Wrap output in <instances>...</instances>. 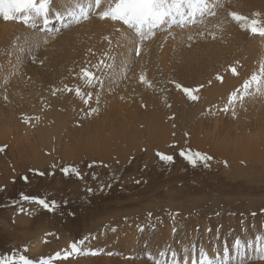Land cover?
I'll return each instance as SVG.
<instances>
[{
  "label": "rangeland",
  "instance_id": "rangeland-1",
  "mask_svg": "<svg viewBox=\"0 0 264 264\" xmlns=\"http://www.w3.org/2000/svg\"><path fill=\"white\" fill-rule=\"evenodd\" d=\"M256 3L261 4L260 2ZM257 6L256 8H258ZM221 13H218L210 25L205 23L182 30V32L180 30L173 31L175 38L168 37L165 40L164 37L167 33L159 31L155 42L152 39L144 42L141 53L147 54V50L152 53L155 49L160 52L167 41L175 39L181 40L187 51L202 46L203 43H211L214 39L208 33L212 32L213 28H218L216 27L218 24L224 28L223 20H219L224 17ZM259 18L264 19V16ZM226 20L228 21L230 18L227 17ZM57 22L61 23L53 21L51 26L46 29H55V32L50 30L52 33L46 31L42 25L32 28L38 34H48L54 36L53 38L47 36L39 38L37 35L20 37L21 34L16 37L12 43L15 44L14 48L17 52L7 64L9 69L0 70V146L7 145L5 151L0 153V257L22 253L25 246L28 251L24 254L29 255L30 258L50 256L67 248L71 242L89 234L100 240L103 237H99V234L102 236L108 232V236L104 237L102 241L105 244L93 248L100 250L98 255H80L69 261L56 260L54 264H79L82 259L89 260L90 257L112 256L111 264H117V259L113 261L114 257L132 260L131 262L126 260V264H154L148 253L157 259H163L158 254L161 250L167 249L177 252L181 264H183V249L193 243L197 246L203 245L212 254V249H222L226 243L230 245L237 236L248 238L254 233L264 231V166L253 164L251 161L227 162V166H225V159L220 160L212 153L194 146L192 141H189L190 139L194 140L190 134L189 121L196 122L195 109L197 111L202 107H197L198 101H190L182 91L177 90L171 83V81H177L186 87H196L198 84L205 83L207 87L201 89L198 95H200V99H203L204 96L209 98L207 88L214 80L219 85L224 83L226 76H230L231 78L227 79L234 82L238 81L247 67L242 63L239 64L237 66L238 76L232 75L230 70L221 71L219 74L224 77L223 82L216 80V75L213 79L208 77L196 79L190 73L181 74L184 80H180L172 68L167 70L170 74L160 73L157 70V74L160 73V75L159 77L155 76L156 79L152 80L154 86L149 87L147 84L141 86V93L138 95L139 89L132 86L133 81L130 89L128 88L130 93L126 88L127 76L130 73L124 78L117 74V71L124 72L125 58L130 62L131 68H134V56L136 55L134 44H132L129 46V54H116L114 74L111 78L105 79L102 89L84 88L83 90L99 91L100 99L104 98L108 102L110 101L106 107H111V136H118V123L115 120L121 116L120 112L113 113L114 106L111 104H114L112 101L121 99L119 102L121 101L122 105H125L123 102L131 103V100L139 101L127 105L128 109L138 106L139 109L146 107L149 112L158 110L163 122L171 127L172 133H169L171 137L163 139L164 142L162 141L161 144L164 143V147L159 144V148L147 146L148 149L147 142L145 143L146 139H144L146 135H143L138 144L139 148H128L125 153L116 154L114 146H108V150L91 154L86 150L80 151V148L78 151H74L72 145H68V149L64 152L63 145L67 143L66 141H73L77 135H81V127H83L81 123L88 125L86 121L88 119L85 115H78L81 116L79 120L83 121L77 125L80 130L69 138H63L62 134H59L60 129L55 124L53 112L66 115L67 122L65 121L66 126L62 131L65 132L75 123L68 119L69 112V116H71L75 109L101 108L105 105L100 103V99L97 105L95 98L93 99L94 103L92 101L90 105H85L74 93L67 92V97L64 93L57 97L52 95L47 98L46 96L44 101L40 97L44 96L45 89L48 90L54 86L62 85L63 87L67 84L70 87H75L79 84L83 87V82L76 77V73L87 62L97 63L103 55H98L94 49L85 59L75 60L80 55L82 48L89 45L90 40L92 43L96 42V36L94 38L92 34V36L88 34V26L82 24L83 22L87 23L84 20L78 24L62 27L57 25ZM200 30H206L205 39H201L202 41H199L200 37L197 36ZM179 32L182 34L176 37ZM215 32L216 38L222 37L220 31ZM189 35L193 36L192 41L187 39ZM101 38L100 40H103ZM24 41H30L33 47L31 50L21 53L17 50L16 45L18 42L23 43ZM37 42H39L38 47L35 46ZM214 45L212 44V46ZM172 53L169 52L170 55ZM244 53L247 54L246 52L236 53L226 58L237 57L243 60ZM41 60L44 61L43 64L40 63ZM67 60L71 64L68 69H64V75L59 73L56 77L50 78L47 77L46 71H41L46 65L50 66L51 71H54L63 64V61ZM12 63L14 64L11 65ZM118 68L120 69L118 70ZM210 76L212 78L213 74ZM118 78L120 79L118 80ZM209 80L212 81L211 84H208ZM121 81L124 86H117ZM44 87L46 88L44 89ZM126 91L127 95L123 97ZM5 96L8 97L7 100L4 99ZM128 97L129 99H127ZM220 98L222 97L204 109L205 111L201 115L203 123L208 126L213 123V119H222L220 121L221 128H223V120L227 122L229 118L233 130H239L240 122H245V120L240 121L232 114L229 117L227 116L229 112L225 115L221 109L226 102L224 103ZM154 105L157 107L155 110ZM219 105L221 107L218 108ZM63 108L64 110H62ZM69 108L70 110L67 112ZM102 113L106 115L107 111L104 110ZM222 113L223 116H220ZM26 116L31 117L29 122H25ZM36 117H39V120ZM137 128L144 130L142 122L137 125ZM82 133H85V130ZM7 137H12L14 140L18 138L22 143L26 141L27 144L24 146L26 148L35 143L37 151L34 153L23 149V156L20 157L18 150H15L17 148L15 144L5 143L4 140ZM125 145L121 144V147L124 148ZM181 149L200 151L212 156L213 159L208 162L210 166L204 167L202 163L198 162L193 167L180 156ZM157 151L173 155L174 162L160 161L156 155ZM107 155H110L109 159ZM93 161L96 163L91 168L88 167ZM54 164L55 168L52 167ZM69 164L79 168L82 178L78 179L75 175L64 176L59 171L60 166ZM29 169L44 171L46 175L40 177L30 172ZM49 172L55 174L48 175ZM25 175L29 178L27 182L22 179ZM137 180H140L141 183L137 184L135 182ZM109 184L110 188L107 187ZM101 185L105 186L103 191H101ZM89 188L93 189V192L89 193L87 191ZM21 193L38 195L49 201L55 200L57 207L54 211L45 210L33 202L21 200ZM21 207L24 212L19 211ZM177 211L179 216L173 221L170 213ZM149 212L152 213L151 217L148 216ZM217 213L219 215H216ZM174 226L177 231H170L169 235L172 239L163 237L161 242L162 233L169 227L173 229ZM197 226H199V231L196 230ZM140 227H143L144 231H140ZM209 227L212 229L211 232L206 231ZM218 227L219 231L217 232ZM131 228L137 230L135 233H141L143 236L147 234L146 237L151 240H154L155 237L159 245L158 243L153 244L152 251H146L141 247L140 250L125 256L122 251L112 245L117 243V239L112 237L117 235V232L124 231L119 235L122 238H127L128 235L125 232ZM192 235L195 238H192ZM91 241L93 239H89L85 247L92 248ZM107 242L111 244V251L105 249L108 248L105 246ZM246 264H264V261L253 258L246 261Z\"/></svg>",
  "mask_w": 264,
  "mask_h": 264
},
{
  "label": "bare ground",
  "instance_id": "bare-ground-1",
  "mask_svg": "<svg viewBox=\"0 0 264 264\" xmlns=\"http://www.w3.org/2000/svg\"><path fill=\"white\" fill-rule=\"evenodd\" d=\"M263 1L264 0H261V1L230 0V3H229L228 0H223L224 8L220 9L218 13L222 12L221 14L224 15L223 19H219V20H223L224 28H222V30L221 28L212 29L213 31H220L222 35L221 38H216L213 41H211V43L210 42L203 43L202 46H198L191 51L189 50L187 51V49L184 48L185 45L182 44L181 40L179 41L175 39L173 41H167L162 51L160 52H157V50L155 49L154 52L150 53L147 50V54L141 53L140 56H134L135 57L134 68H131L130 62L125 58L126 62H125V66H123L124 72L117 71L118 76L120 75L123 78L124 76L128 75V73H130V75L127 76L128 83L126 85V88L127 90L128 88L130 89V85L133 81L132 86L134 88H137V90L139 89L138 95H140L141 93L140 87L144 85L146 86V84L141 83L139 80V76L141 72H144L147 79L150 81H152L153 79H156L155 76L159 77L160 73L170 74V72L167 71L170 68H172L175 71L176 77L180 80H184L181 74L186 75V73L188 74L190 73L196 79L205 78V77H208L209 79H213V77L217 73H220L221 71H224V70H228L229 65H232L236 61H239V64L242 63V65H245L247 67V70L244 72V74L241 77L238 78V81L234 82L231 79H227V78H231L230 76H226L225 77L226 80L224 81V83H221L219 85V84H216L214 80L213 83L207 88L209 98L205 97L204 96L205 93H204L203 99H199L198 102L196 103L197 107H202L200 108V110L197 109V111L195 109V115H197L196 122L193 123L194 120L193 122L189 121V126L191 127L189 129L190 134H192V137L194 139V140L190 139L189 141L190 142L192 141L194 146L202 150H205L209 153H212L217 158H220V160L225 159L228 163H239L242 161H251L253 164H259V165L264 166V91L260 93H255L251 97H245L243 106H241L239 103L236 105L235 107L236 115L235 116L238 117L240 121L245 120V122H240L239 130L237 129L233 130L232 122H229L230 121L229 118H228L229 121L226 120L227 122H224L223 120V128H221L222 123L220 121L222 119H213V123L209 124L211 126L209 125L205 126L207 124L203 123L201 119L203 116L201 115H203L205 111L204 109L207 107V105H209L210 103H213L219 97H222L220 98V100L222 99L224 103L227 102L228 95L233 90L239 88L242 85L243 81L247 79L254 71H258L261 63H264V38H261L259 35L253 36L249 34L248 32L241 30L239 26L235 24V22H228L230 20L228 21L226 20L227 19L226 10H234L240 13L242 11L241 14L247 15L249 17H252L253 13L258 12L261 14L260 16L263 17L264 16V4H262ZM55 2L57 5H60L64 3V0H55ZM256 2H260L261 4L258 5V3ZM256 6L258 8H256ZM213 20H214L213 18H208L206 23H209L208 25H210V23H213ZM84 21H86L87 23L83 22L82 24H85L88 26L87 28L88 34H90V36L93 35L94 38L96 36L97 39L95 38L96 40L95 43H92L90 40L89 45L82 48L80 55L79 56L76 55L77 57L75 58V60H80L82 58L85 59V57L88 56V54L90 53L89 49H91V51L95 49L98 55L99 54L103 55V53L108 52L109 55L112 57H116V54L118 53L129 54L128 53L130 50L129 46L132 45L133 43L131 41L126 40L123 36H121L120 32L116 31V28L120 27V25L114 26L111 22L101 21L95 15L91 16V18H89L88 20H84ZM57 25H60V27H62V26L67 25V22L66 21L61 22L60 24H58L57 22ZM71 25H74V23H72ZM49 26H51V24ZM194 26L195 25H188L187 27L183 29L179 27H174L172 31L180 30V32H182V30H187L189 28H193ZM50 30L52 32L56 31L55 29H48L46 31L50 32ZM158 32L159 30H157V34L154 38H152V41L154 42L156 41ZM180 32L176 35V37L182 34ZM20 34L22 36H20ZM42 34H38L37 31L32 30V28L25 27L24 25L20 23L4 22L2 19H0V70L3 71V70L9 69L7 64L10 62V59L14 57L13 56L14 53L17 52L15 51V48H14L15 44L12 43L16 37H19V36L20 37H23V36L32 37L36 35L39 38L41 37L46 38V36L48 38L54 37L48 34H44V35ZM86 36L89 37L87 34ZM100 37H102L103 40H100ZM109 38L111 39V45H109L108 43ZM201 39L204 40L205 38H200L199 41H202ZM212 44L213 45L215 44V45L212 46ZM169 52H173V53L170 55ZM242 52L247 53V54L244 53L242 57L243 60H240L237 57L226 58L228 56H232L236 53H242ZM161 54H164V55L161 56ZM13 64L14 63H12L11 65ZM70 64L71 62L69 60L63 61V64L60 67H57L58 69H55L54 71H51L50 66L46 65L43 67V70L41 71H46L47 77L52 78V77H56L59 73L64 75V69L65 70L68 69ZM119 66H121V64H119ZM119 69L120 68H118V70ZM157 70L160 71L159 74H157ZM210 74H213L212 78ZM119 79L120 78H118V80ZM49 81L52 82L53 80H49ZM122 84H123V81H121V83L119 82L117 86H124V84L123 85ZM54 87H50L48 90L45 89L46 87H44L45 94L43 97H40L41 99H43L42 101L45 100L46 96L47 98L52 97V89ZM59 87H62V85L57 86L56 88H59ZM206 87L207 86L204 83V87L202 89ZM128 93H130L129 90H128ZM60 94L61 93H57L55 97H57ZM64 94H65V97L68 96L66 92H64ZM126 95H127V91L126 93H124L123 97H125ZM127 99H129V97ZM136 99L138 98L136 97ZM119 100L121 99H116L115 101H112L114 102V104H111V106H114L113 113L120 112L121 114V116H119L115 120L118 123L117 126H118V131H119V134L117 137L111 136V107H106L110 101L108 102L104 98L100 99V103L104 104L105 105L104 107H101V108L91 107V108H97V111L99 110L98 113L96 111L92 113L91 115H85V113L89 110V108L83 109V110L75 109L74 112L72 111L73 113L71 112L72 113L71 116H69L70 115V112H69L68 113L69 115L67 114L68 119L71 121L73 120L75 123H73V126H71V128L65 132H62V131H64L63 130L64 126H66L65 121L67 122L66 115L64 114L59 115L56 112L55 113L53 112L55 124H57L58 128L60 129L59 134H62L63 138H69L73 134H77V132L80 130L79 128H77V125L83 121L79 120L81 119V116H78V115H85L86 119H88L86 120L88 125H84L83 123H81L83 125V127H81L82 129L81 135L80 136L77 135L76 139H74L73 141H70V142L66 141L67 143L63 145L64 152L68 149L67 147L68 145H72V149H74V151H78V149L80 148V151L86 150L88 153H91V154L102 152L105 149L108 150V146H112V147L114 146V150L116 154L125 153V151L128 148L130 149L139 148L138 144L143 135H146V138H144L146 139L145 143L147 142L146 147L156 146L158 148H159V144H161L163 139L165 140V138H168V136L171 137V135H169V133H172V131H170L171 127L167 126V124L163 122L162 116L160 115L159 112H157L158 110L154 112L153 111L149 112L147 111L146 107L139 109L138 106L128 109L127 105L135 104V103H138L139 101L136 102V100H131V103H130L127 100L128 102H123L125 105H122V102L121 101L119 102ZM155 105L153 106L154 110H155V107L157 106ZM253 105L255 106L253 107ZM217 107L219 108L221 106L219 105ZM62 110H64V108ZM69 110L70 108L67 110V112ZM104 110L107 111L106 115L102 113ZM138 114H139V117H138ZM230 114H231V111H229L227 116H229ZM193 115H194V112H193ZM220 116H223V113ZM141 122L144 127V130H140L137 128V125L138 124L140 125ZM84 130H85V133H82V131ZM144 139H142V141H144ZM4 141L5 143H8L10 145L15 144L17 146L15 150H18L19 152L18 156L20 157L23 156V149H25L26 151L30 150L34 153L37 151V147L35 143H33V145H29L26 148L24 146L27 144V142L25 141L24 143H22L21 141H19L18 138L14 140L12 139V137L11 138L7 137L6 140ZM121 144H126V145L123 148L121 147ZM163 144H161L162 147L165 146V145L163 146ZM107 156L109 159L110 155H107ZM26 157L25 159H27ZM135 230L136 229L134 228L128 229L125 232L128 235L127 238H122L121 235H119L120 233H123L124 231L117 232V235L112 237L114 239H117V243L112 244V245L115 246L118 250L122 251V254H124L125 256L129 255L132 252H135L136 250H140L141 247L145 249L146 251L147 250L152 251L154 248L153 244L158 243L155 237H154V240H151L146 237L147 234H144L143 236V234L141 233L140 234L137 232L135 233ZM171 230L172 228L169 227L167 228L165 232L162 233V236H161L162 238H160L161 242L163 241L164 238H167L169 240L172 239L169 235ZM106 236H108V232L102 234V236L101 234H99V237L104 238ZM191 237L195 238L194 235H192ZM103 238H100L99 240L98 237H95L93 241L90 242L92 248H95L97 245H103L104 243L102 242L104 240ZM105 246L108 247L105 249H107L108 251H111L110 243L107 242ZM161 247L165 248L163 245ZM212 250H213L212 253H214L216 249H212ZM112 257H94V258L90 257L91 259L89 260L82 259L79 264H111ZM113 259H114L113 261L117 259V264H126L125 261L127 260V259L123 260L122 258L120 259L118 257L117 258L114 257ZM127 261L131 262L132 260L131 261L127 260Z\"/></svg>",
  "mask_w": 264,
  "mask_h": 264
},
{
  "label": "snow or ice",
  "instance_id": "snow-or-ice-1",
  "mask_svg": "<svg viewBox=\"0 0 264 264\" xmlns=\"http://www.w3.org/2000/svg\"><path fill=\"white\" fill-rule=\"evenodd\" d=\"M228 2L230 3V0ZM222 8H224L223 0H64V3L60 5H57L55 0H0V19L4 22H17L28 28H37L38 25H42L44 29H47L53 21H66L67 25L70 26L72 23L78 24L82 20H88L95 15L101 21L111 22L114 26L120 25L116 28V31L134 44L135 55L140 56L142 45L145 41L154 38L157 30L167 33L164 37L165 40L168 37L175 38L172 31L174 27L183 29L188 25H204L208 18L215 19L218 11ZM226 11L227 17L230 18L228 22H235L241 30L253 36L259 35L264 38V19L259 18L260 13H253L252 17H249L238 11ZM216 27L222 30V25L218 24ZM205 31H198L197 36L204 38ZM208 35H211L212 39H216L217 34L212 31ZM187 39L192 41L193 36L189 35ZM44 43H47V41H44ZM108 43L111 45L110 38ZM35 46L38 47L39 42ZM16 47L19 52L23 53L25 50H31L33 44L30 41L18 42ZM161 47H163V44H161ZM89 52H91V49H89ZM114 61L115 57L110 56L108 52L103 53L102 58L97 63L87 62L76 73V77L83 82V87L79 84L75 87L65 84L63 87H54L52 95L56 96L57 93L64 92L74 93L85 105H90L94 98L98 105L100 92L85 91L83 89H102L105 79L111 78L114 74L116 68ZM40 63L43 64L44 61L41 60ZM238 65L239 61L229 65L228 70L234 76L239 75ZM215 79L223 82L224 77L217 73ZM139 80L149 87L154 86L152 81L147 79L144 72H141ZM171 83L175 85L177 90L182 91L190 101H198L200 99L198 93L204 87V84H198L196 87H186L177 81H171ZM211 83L212 81L209 80L208 84ZM262 91H264V63H261L259 70L254 71L245 79L239 88L228 95L227 102L221 110L225 113L231 111V114L235 116V107L238 103L243 106L245 97H251ZM4 99L7 100L8 97L5 96ZM96 111L97 108L90 107L85 115H91ZM36 119L39 120V117H36ZM30 120L31 117H25V122ZM185 135L188 134L185 133ZM6 147L7 145L0 146V153L4 152ZM179 154L193 167L198 162L202 163L204 167H209L208 162L213 159L212 156L204 152H193L190 149H181ZM156 155L160 161L165 163H172L175 159L173 155L160 151H157ZM95 163L93 161L88 167L91 168ZM224 163L227 166V161ZM52 167L55 168L56 165L54 164ZM29 171L40 177L46 175L44 171L37 169H29ZM59 171L64 176L75 175L78 179L82 178L79 168L71 164L60 166ZM47 174L54 175L55 173L49 172ZM22 179L27 182L29 178L25 175ZM135 182L137 184L141 183L140 180ZM104 187V185H101V191ZM107 187L110 188L111 185L109 184ZM87 191L91 193L93 189L89 188ZM20 199L33 202L48 211H54L57 207L55 200L49 201L38 195L21 193ZM19 211L24 212V209L21 207ZM216 215H219V213ZM252 215H255V213H252ZM148 216L151 217L152 213L149 212ZM170 216L175 221V218L179 216V212L170 213ZM139 230L144 231V228L140 227ZM196 230L199 231V226ZM172 231H177V228L174 226ZM206 231L211 232L212 229L209 227ZM218 231L219 227L217 228ZM89 239H94V237L89 234L82 239L71 242L67 248L61 251L39 258H30L29 255L24 254L28 251L27 246H25L22 253L0 257V264H54L56 260L69 261L71 258L80 255H98L100 250L85 247ZM183 252V264H246V261L253 258L264 261V231L254 233L248 238L237 236L230 245L226 243L222 249L217 248L212 254L203 245L197 246L195 243L185 247ZM158 255L163 259H157L151 253H148L154 264H181L177 252L171 249L161 250Z\"/></svg>",
  "mask_w": 264,
  "mask_h": 264
}]
</instances>
